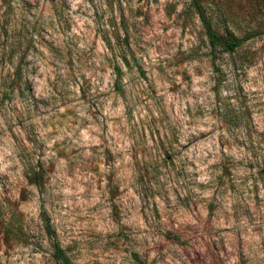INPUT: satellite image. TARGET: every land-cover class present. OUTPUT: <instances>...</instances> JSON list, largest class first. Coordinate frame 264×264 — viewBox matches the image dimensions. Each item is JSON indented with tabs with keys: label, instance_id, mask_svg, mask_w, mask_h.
Returning <instances> with one entry per match:
<instances>
[{
	"label": "rangeland",
	"instance_id": "rangeland-1",
	"mask_svg": "<svg viewBox=\"0 0 264 264\" xmlns=\"http://www.w3.org/2000/svg\"><path fill=\"white\" fill-rule=\"evenodd\" d=\"M0 0V264H264V0Z\"/></svg>",
	"mask_w": 264,
	"mask_h": 264
},
{
	"label": "trees",
	"instance_id": "trees-1",
	"mask_svg": "<svg viewBox=\"0 0 264 264\" xmlns=\"http://www.w3.org/2000/svg\"><path fill=\"white\" fill-rule=\"evenodd\" d=\"M193 6L195 8L196 15L204 31L208 44L211 48L221 47L225 51L233 52L234 50L239 48L243 44V42L247 39V38H243V39L228 38L216 32L212 28L203 9L196 0H193ZM52 251H53L52 258L54 259V261L61 264H72L71 262L68 261L63 251L57 245H53Z\"/></svg>",
	"mask_w": 264,
	"mask_h": 264
}]
</instances>
